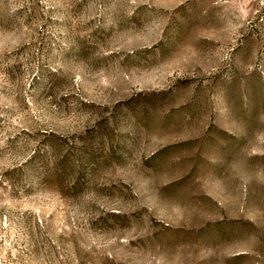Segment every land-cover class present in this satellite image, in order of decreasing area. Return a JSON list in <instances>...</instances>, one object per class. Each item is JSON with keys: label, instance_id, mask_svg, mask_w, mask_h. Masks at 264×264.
<instances>
[{"label": "rangeland", "instance_id": "rangeland-1", "mask_svg": "<svg viewBox=\"0 0 264 264\" xmlns=\"http://www.w3.org/2000/svg\"><path fill=\"white\" fill-rule=\"evenodd\" d=\"M0 264H264V0H0Z\"/></svg>", "mask_w": 264, "mask_h": 264}]
</instances>
